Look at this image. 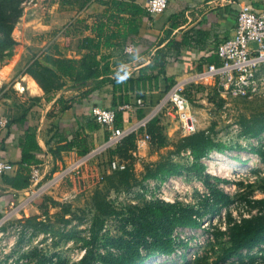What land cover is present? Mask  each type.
<instances>
[{"label": "trees", "instance_id": "obj_1", "mask_svg": "<svg viewBox=\"0 0 264 264\" xmlns=\"http://www.w3.org/2000/svg\"><path fill=\"white\" fill-rule=\"evenodd\" d=\"M65 3L73 1L82 7L89 0H61ZM105 9L96 15L92 35L83 36L78 41V49L82 51L79 57H67L54 52H42L30 59L25 66L24 73L32 77L43 92L44 100H50L56 93L75 89L80 90V97L84 98L94 91L108 92L111 95V107L125 103H135L136 98H141L144 105H154L167 90L175 83V73L168 70L172 62L178 61L182 49H193L202 46L200 43L205 35L201 29L183 32L182 35L172 34L173 29L180 24L175 19L178 14L171 16L170 28L164 31V37L159 40L157 48L150 56L149 62L140 67L136 73L126 76L114 75L109 61L110 55L105 54L104 49L112 48L123 53L125 44L131 35H136L139 30L142 17L152 16L146 9L131 1L123 0H98ZM22 0H0V60L16 44L12 32L21 17ZM110 9L109 13L108 10ZM127 15L128 17H124ZM109 22H112L109 24ZM184 22V21H183ZM164 43L162 46H160ZM122 55V54H121ZM124 56V55H123ZM218 57L211 53L203 60V63H218ZM203 64L198 65L201 69ZM200 84L188 83L184 88V95L191 103L193 94L198 92ZM82 88H84L82 90ZM213 97L218 98V106H222L224 99L218 95L215 87H212ZM5 96V95H4ZM7 97V95H6ZM63 97V96H62ZM56 99L60 110H69L75 98L63 100ZM133 98V101L131 99ZM29 104L20 102L15 104L16 112L8 118L7 137L15 128L18 134L14 137V144L20 153L16 162L17 169L13 175L3 174L1 179L4 184L14 190H23L29 186L30 168L42 162L39 157L43 152L40 147L36 128L27 125V114L41 97L27 98ZM146 103V104H145ZM192 105V104H191ZM90 113V112H89ZM141 119L145 116L144 106L134 105L132 111L116 110L114 126L121 127L125 122H130L131 116ZM237 124L240 135L245 137H258L264 132V112L242 116ZM214 123L207 129H199L188 135L178 136L171 144L164 132L162 114H156L149 119L143 127L125 136L116 146L110 148L106 154L108 164L112 159H117L124 165L123 169L110 170L105 177L107 190L96 188L91 196L92 214L87 228V236L82 240L83 253L73 262L61 258L59 254H40L37 248L20 255L22 264H29L33 258V264H142L153 255H167L174 250V233L179 229H196L204 222L211 223L215 218L227 212L233 202L228 193L224 192L216 184L209 182V175L204 174L205 194H199L196 201L184 203L182 201L165 202L160 199L143 200L141 203L126 204L117 207L108 197V190H129L132 186L142 185L149 179H166L173 175H179L186 169L196 174H202L203 165L200 160L212 150H223L226 145L215 139L212 134ZM95 131L103 128L91 114H82L74 130L66 134L56 125L51 130L49 139L45 141L47 152L55 157L61 151L73 150L82 156L89 152L92 141L88 143L89 134L85 131ZM104 136L107 130L103 128ZM149 135V147L161 149L170 146L168 154L156 161H145L136 154V138L139 134ZM4 138L0 140L1 145ZM89 137V138H88ZM88 139V140H87ZM189 151L192 162L185 167L175 161L173 156ZM251 151L264 162V149L252 147ZM140 162L142 172L140 177L135 175L134 165ZM80 168L73 176V180L80 182ZM15 197L13 196V203ZM245 202L255 212L239 214L238 219L232 218L226 213L224 228L228 237L227 244L220 250L217 261H226L236 257L241 262L243 250H251L255 246L264 243V197L246 198ZM8 203L7 205H10ZM40 215L49 217V208H60L63 212L61 221L69 223L67 216H72L70 204L60 202L51 197H44L38 204ZM224 218V216H223ZM37 220L34 215L25 218V226L31 221ZM113 221L116 227L115 234L105 232L106 222ZM43 230V228H39ZM219 233H223L218 230ZM251 261L253 256H247ZM31 263V262H30Z\"/></svg>", "mask_w": 264, "mask_h": 264}, {"label": "rangeland", "instance_id": "obj_2", "mask_svg": "<svg viewBox=\"0 0 264 264\" xmlns=\"http://www.w3.org/2000/svg\"><path fill=\"white\" fill-rule=\"evenodd\" d=\"M44 2L46 1L35 0L36 6L21 3V8L23 12L35 11L41 15L43 11H46L42 7ZM61 35L60 33L56 36L57 42L60 40ZM16 48L15 44L7 55L0 60V117L11 118L12 114L16 112L15 104L20 102L31 103L27 98L32 97V95L18 84H14V82L19 80L22 70L25 69L30 59L37 53L43 52V48H31V51H26L25 55H21L17 60L15 53L18 51L15 52L14 50ZM49 50L56 53L57 46H52ZM2 72L5 78L2 76ZM198 84H200L197 88L198 92L192 96L193 110L199 118L200 126L204 125L207 129L214 123L212 134L216 140L223 142L226 148L220 151L212 150L204 159L200 160L204 167L202 174L184 169L179 175H173L172 181L169 178L149 179L144 181L142 185L132 186L129 190L109 189L108 197L115 206L121 207L151 199L165 201L164 198L181 196V201L184 203L194 202L199 194L206 193L203 178L204 174H207L210 176V183L216 184L217 187L230 195L233 203L229 205L227 212L231 214L232 218L238 219L239 214L255 212L245 202V199L248 197H264V162L251 151L252 147L264 149V132L258 137L241 136L237 122L242 116L264 112V97L225 99L222 106H218V98L213 97L212 86L199 82ZM79 92L81 93L80 90ZM56 94H58L56 99L65 96L62 99L69 101L73 98L68 97L73 96L72 92H67L64 95L60 92ZM77 96L80 99L82 98L81 95ZM50 100H44L42 94L40 101L36 102L27 114L30 118V124L36 128L37 139H43L47 134L50 135L49 130L56 125L61 124L62 127L70 129L69 127L72 128L75 124V119L70 115V111L68 113L61 112L60 105L56 104V100L54 103L49 104ZM102 105L104 106V104ZM160 113L162 114L164 132L171 144L178 136L182 135V132L179 129L178 122L171 115L165 111L156 114ZM103 131V128H101L95 132L96 137L92 147L102 144ZM6 132L7 126L0 127V140L5 137ZM93 138L91 136L89 140L87 139L88 143ZM170 149V146L156 150L149 147L148 152L145 151L144 157H138L145 161H156L167 155ZM108 150L105 149L99 154L91 155L80 166L82 168L80 182L73 180L72 176L65 177L58 186L45 190L39 197L24 205L21 203L26 198V190L18 194L17 201L11 206L14 210L12 211L9 207L12 213L0 228V260H5L6 255L10 254L13 256V262L16 261L17 257L18 261L21 259V254L34 248H37L40 254L48 255L56 252L61 258H65L69 262L80 258L83 253L82 240L87 236V228L92 214V193L97 187L107 190L105 177L110 171L106 154ZM1 155L3 154L0 153V157ZM78 156L73 153L65 156L66 158L63 160L62 156L57 154L55 156L57 160L53 161L48 167L47 178L51 174L64 169L71 160ZM173 158L185 167L191 163L186 155L180 154L173 156ZM134 172L136 176L140 177L142 172L140 162L135 163ZM149 182L153 184L149 185ZM46 196L70 204L72 216H67V218H70L69 223H62L63 211L60 208H49V217L40 215L37 206ZM9 208L6 207L5 209L10 212ZM4 211V208H1L0 214L3 215ZM227 212L224 211V214L213 219L211 223L204 222L199 228L177 230L174 233L175 245L172 253L150 256L142 264H264V243L255 246L251 250H243L244 257L241 262L238 258L233 257L215 263L220 250L227 244L228 240L226 227L224 228ZM34 215H37L38 219H34L30 224H27L28 226H25V218ZM39 228H43V230ZM115 230L116 227L113 221L106 222V233L113 235L116 233ZM218 230L223 233H219ZM6 250L7 252H5ZM248 255L253 256L251 261L247 259ZM2 256L3 258H1ZM2 262L6 264L5 261ZM24 262H26V259ZM33 263L34 260L31 256L29 264ZM15 264L22 263L15 262Z\"/></svg>", "mask_w": 264, "mask_h": 264}, {"label": "crops", "instance_id": "obj_3", "mask_svg": "<svg viewBox=\"0 0 264 264\" xmlns=\"http://www.w3.org/2000/svg\"><path fill=\"white\" fill-rule=\"evenodd\" d=\"M45 1L42 7L45 8L46 11H43L41 15L37 14L35 11L29 13L23 12L12 32V37L17 46L14 50L15 52L18 51L15 53L17 60L21 55H25L26 51H31V48H43V52L46 53L51 52L49 49L55 45L57 46V53L67 57H79L82 51L78 49V41L83 36L93 34L91 28L94 26L96 15L104 11V5L99 3L98 0H89L82 7H79L80 4L74 1L72 3H65L61 0ZM123 1H131L144 9L147 3V0ZM243 3L250 4L255 9H260L264 6V0H236L234 3L230 2V0H167L166 9L161 14L152 16L149 19L142 17L138 33L130 36L127 43H132L134 45V54L126 55L112 48L104 49L105 54L110 55L109 61L114 75L126 76L136 73L140 67L146 65L150 60L151 54L158 47L157 44L159 40L164 37V31L170 28L172 23L171 16L176 14H178V18L175 19V21H178L180 25L173 29L172 34L180 36L183 32L201 29L206 35L200 43L202 46L201 49H182L178 61L172 62L168 70L176 74L175 80L195 74L206 65L203 63L206 56L215 53L219 43L233 34L237 8L239 4ZM109 11L110 9L108 13ZM123 16L125 18L128 17L127 15ZM110 23L112 22H109V24ZM58 25L62 26L60 27ZM60 33L62 35L57 42L56 36ZM163 44L164 43L160 46ZM39 54L41 53H37L36 55ZM200 64L203 65L201 69H198V65ZM2 76L5 78L3 72ZM14 84H18L32 96L41 97L43 94L32 77L24 73V69L22 70L19 80L15 81ZM67 92H72L73 96L68 97H73L76 101L72 103L69 110L63 111L64 113L70 111V115L75 119L74 126L67 129L62 127L61 124L57 125L58 129L66 134L76 128L80 119L79 117L82 114H90V106L98 105L104 108H112L110 102L111 95L108 92L94 91L87 97L80 99L77 96L79 90L67 89L60 91L62 95ZM55 95L56 96L49 101V104L54 103L56 97H58V94ZM63 97L65 98V96ZM131 99L133 101L132 97ZM102 104H104V106ZM156 104L151 106L144 105L145 116L153 111ZM73 110L76 112L72 113L71 111ZM138 120V118L132 115L130 122ZM200 124L201 123H199V129H205L206 126H200ZM27 125H32L30 124L29 115H27ZM16 129L17 128L4 139L3 145H0V153L3 154L1 157L12 162L15 165V171L17 169L16 162L20 157L18 148L14 144V137L18 134ZM85 131L90 137H94L92 140L93 143L97 130L89 131L85 128ZM50 135L47 134L43 139L37 140L43 150L39 156L42 160L41 163L49 162L51 165L53 161L57 159L47 152L45 141L49 139ZM104 138L105 136L103 134V140ZM92 148H90V150ZM148 149L149 144L139 150L138 156L144 157ZM73 153L77 155L73 150L61 151L60 155L64 160L66 158L65 156L72 155ZM56 163L58 164L59 162ZM15 171L11 175H13ZM20 193L21 190L11 189L8 185L4 184L0 176V212L1 208H5V205L13 201V196L16 197Z\"/></svg>", "mask_w": 264, "mask_h": 264}, {"label": "built area", "instance_id": "obj_4", "mask_svg": "<svg viewBox=\"0 0 264 264\" xmlns=\"http://www.w3.org/2000/svg\"><path fill=\"white\" fill-rule=\"evenodd\" d=\"M234 1L236 0H230L232 3H234ZM25 3L36 6L35 0H23L22 4ZM166 6L167 0H147L145 9L149 15L156 16L161 14L166 9ZM123 54H134V45L132 43L125 44ZM216 55L219 60L217 64H206L195 74L176 80L155 105L153 111L136 122H125L123 126L115 127V111H132L134 105L142 107L144 106V102L141 98H136L135 103L117 105L115 109L104 108L98 105L90 106L89 112L94 120L107 130V136L102 141V144L96 146L91 152L71 160L64 169L51 174L48 178L46 172L50 166L49 162L31 166L29 186L21 190V192L26 190V198L23 199L21 204L30 203L35 198L39 197L45 190L58 186L65 177H73L81 168L80 166L83 165L91 155L93 156L105 149L113 148L125 136L143 127L149 119L160 111H165L178 122L182 135H188L199 130V118L193 110L191 103L184 95V88L190 82H199L215 87L218 95L224 100L237 98L251 99L259 96L264 97V6L260 9H255L252 5L246 3L238 5L233 34L219 43L216 49ZM7 123V117H0V127L7 126ZM148 142V134L141 133L137 136V155L139 150L144 148ZM181 154L189 157L192 162V156L189 151L182 152ZM108 166L109 170L124 168V165L119 163L117 159H112ZM14 171L15 165L0 157V176L3 174H12ZM168 178L170 181L173 180V176ZM151 184L153 183L149 182V185ZM170 198L171 197L164 198V200L166 202L181 201L182 196ZM17 199L18 195L15 197L14 202L5 206V208L11 207ZM5 208V213L0 215V228L5 224L14 210L11 207L12 211L9 208L10 212H8ZM5 252H7V250ZM1 258H3V256ZM17 259L15 261L16 263L23 262V259H19L18 261ZM2 261H5L6 264H15V262H13V256L10 254L6 255L5 260H0V264H4Z\"/></svg>", "mask_w": 264, "mask_h": 264}]
</instances>
